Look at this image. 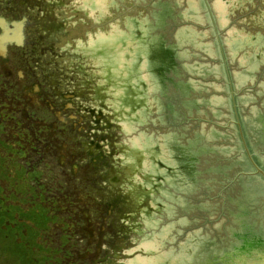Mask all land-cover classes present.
<instances>
[{"label": "water", "instance_id": "95a60500", "mask_svg": "<svg viewBox=\"0 0 264 264\" xmlns=\"http://www.w3.org/2000/svg\"><path fill=\"white\" fill-rule=\"evenodd\" d=\"M17 11L34 41L30 124L48 116L39 138L56 149L62 195L80 202L95 264H264V182L248 176L264 178V0H19ZM111 55L120 75L108 79ZM122 69L148 92L135 112L116 90ZM140 142L159 154L138 168Z\"/></svg>", "mask_w": 264, "mask_h": 264}, {"label": "flooded vegetation", "instance_id": "af4514ba", "mask_svg": "<svg viewBox=\"0 0 264 264\" xmlns=\"http://www.w3.org/2000/svg\"><path fill=\"white\" fill-rule=\"evenodd\" d=\"M18 3L19 0H0V213L8 214L7 217L10 218L12 207L15 206L21 210L15 211L12 217L13 220H7L3 225V229L12 228L16 230L18 237H16L15 240L17 244H21L23 240L30 235V228H32L31 231H34L40 228V226H43L41 227L44 230L42 234H45L46 225L49 224L51 220L58 221L56 224L60 230L63 229V225L65 224H63L64 221H62L61 215L52 218V216H55L53 215L54 213L61 212L62 208L60 202L56 205L55 209L50 208V212L46 214H52L51 217H40L39 206H41V204L38 203V200H36L38 206L34 202L33 193L26 194L24 191L16 190L19 194L18 196L28 201V203L25 204L22 202V199L17 202H9V191H6V189L3 190L6 184L5 181H9L14 188H16L15 183L24 187V182L27 181L28 178L26 172L23 175L18 174L19 168L20 170H27L28 174L35 170V166H31L30 161V151L36 148L34 144H32L35 140V133L30 124L33 119L31 111H36L33 96H30L31 90L29 88V86H31V72H33L29 66V62L32 60V57H28L25 51H23L28 42L32 44L34 41L29 40L27 36L26 28L29 25L28 18L24 15H21L20 18H16L18 16ZM4 9L8 10L7 15L11 16L10 18H8L5 13H2ZM8 83L13 89L12 91L9 90L10 93L18 89L15 99H12L8 92ZM4 85H7V87H4ZM20 86H22V88H20ZM20 97L23 98V101L19 100ZM48 108L51 109L50 106H48ZM53 113L62 124L67 122L58 112L53 111ZM52 124V128L59 129L57 124ZM50 126L48 116L44 117L42 126L44 133ZM36 128L39 127L36 126ZM42 158H45V154H43ZM12 191H15V189H12L10 193ZM47 208H49L48 205L44 207V209ZM34 211L36 214H33ZM26 215L28 217H26ZM40 222L43 223L40 224ZM66 223L70 225L67 220ZM68 233H74V231L70 230ZM39 237L41 238L43 236ZM9 238L10 237L7 235L3 236L1 240L6 243V240ZM90 239H93V237ZM38 242L39 247L47 244V242L43 240ZM23 243L29 244L31 242L27 240V242ZM29 246L34 248V245ZM81 256L86 259L91 256V253L80 255V257ZM93 261H96V258H93Z\"/></svg>", "mask_w": 264, "mask_h": 264}, {"label": "rangeland", "instance_id": "374dc122", "mask_svg": "<svg viewBox=\"0 0 264 264\" xmlns=\"http://www.w3.org/2000/svg\"><path fill=\"white\" fill-rule=\"evenodd\" d=\"M4 87H7V85H4ZM9 90L12 91L13 89L8 83V92L12 99H15L17 93L12 94ZM32 127L35 133V140L32 144L36 148L30 151V161L31 166H35V170L28 174L27 170H20L19 168L18 174L23 175L26 172L28 178L24 182V187L15 183L16 188H14L9 181H5L6 184L3 190L9 191V202H17L22 199L18 196L19 194L16 190L24 191L26 194L33 193L34 202L37 206L38 203L41 204L39 206L40 217H51L52 214H46L50 212V208L55 209L56 205L60 202L62 208L60 215L65 225L60 230L57 225H54L58 221L51 220L46 225L45 234H42L44 230L41 227L43 226L34 231H31L32 228H30V235L23 242L29 240L31 243L26 244L22 242L21 244H17L15 240L18 237L16 230L12 228L3 229V225L5 221L13 220L12 217L15 211L21 210L15 206L12 207L10 218L7 217L8 214L0 213V264H95V261H93L94 254L86 259L82 256L80 257V255L87 254L80 202L79 200H71V195H62L64 183L61 181L62 175H56V149L50 148L48 138H39V133L44 132L42 126L36 128L32 125ZM49 128L45 132H48ZM43 154H45L44 159L42 158ZM12 189H15V191L10 193ZM36 200H38V203ZM22 202L28 203L26 199H22ZM47 205L49 208L44 209ZM35 211L33 214H36ZM58 214L55 215L54 213L53 215L55 216H52V218ZM26 217L28 216L26 215ZM66 220L70 225L66 223ZM43 222H40V224ZM70 230L74 231V233H68ZM7 235L10 238L5 243L1 238ZM39 236L43 237L40 238ZM41 240L47 242V244L39 248L38 241ZM29 245H34V248Z\"/></svg>", "mask_w": 264, "mask_h": 264}]
</instances>
